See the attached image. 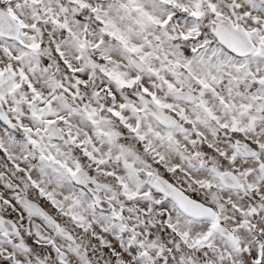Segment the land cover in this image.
Returning a JSON list of instances; mask_svg holds the SVG:
<instances>
[{"label": "snow or ice", "instance_id": "snow-or-ice-1", "mask_svg": "<svg viewBox=\"0 0 264 264\" xmlns=\"http://www.w3.org/2000/svg\"><path fill=\"white\" fill-rule=\"evenodd\" d=\"M0 264H264V0H0Z\"/></svg>", "mask_w": 264, "mask_h": 264}]
</instances>
